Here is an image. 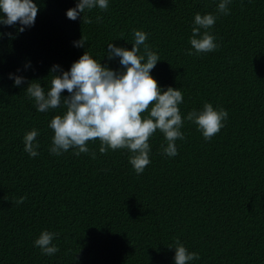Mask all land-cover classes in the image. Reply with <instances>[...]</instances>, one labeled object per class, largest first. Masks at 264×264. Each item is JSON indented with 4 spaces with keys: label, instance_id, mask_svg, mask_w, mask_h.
I'll return each mask as SVG.
<instances>
[{
    "label": "trees",
    "instance_id": "1",
    "mask_svg": "<svg viewBox=\"0 0 264 264\" xmlns=\"http://www.w3.org/2000/svg\"><path fill=\"white\" fill-rule=\"evenodd\" d=\"M33 2L34 26L19 33V25H0L11 34L0 37V264H174L177 239L199 255L190 264H264V0H231L228 15L217 13L221 0H108L107 11L75 21L66 12L77 0ZM196 13L217 15L210 33L218 50L187 55ZM134 29L149 34L160 57L150 75L161 94L182 92V117L211 103L228 112L225 126L205 141L185 120L175 157L163 154L157 130L140 175L127 149L101 154L99 140L88 142L89 154H50L48 125L65 110L38 112L27 82L47 92L52 66L68 71L85 51L122 71L118 57L107 59V44L131 50ZM81 36L84 47H74ZM9 74L26 83L13 87ZM33 128L36 157L23 144ZM45 230L58 234L51 257L34 246Z\"/></svg>",
    "mask_w": 264,
    "mask_h": 264
},
{
    "label": "clouds",
    "instance_id": "2",
    "mask_svg": "<svg viewBox=\"0 0 264 264\" xmlns=\"http://www.w3.org/2000/svg\"><path fill=\"white\" fill-rule=\"evenodd\" d=\"M231 0H221L217 5V13L229 14L228 5ZM108 0H77L75 8L67 10L66 17L75 21L81 14L99 8L107 11ZM39 8L33 0H0V25L20 27L16 31L22 33L26 28L34 26ZM83 23L91 24L92 19L82 17ZM217 15L196 13L187 55H200L218 50L216 37L210 33L215 25ZM102 17L97 16L96 22ZM10 36V33L0 32V37ZM149 34L142 30H133L134 43L131 50L107 44V59L119 58L122 71H114L106 64L101 65L92 55L85 51L74 62L68 71L59 65L50 69L52 77L50 87L45 91L38 81L27 82L26 93L34 99L36 110L47 113L63 108V115H55L48 127L53 130L50 154L61 155L69 149H75L74 155L89 154L88 142L100 141L99 152L106 154L109 150L127 149L131 155L129 163L134 172L140 175L151 163L149 138L159 130L165 138L166 147L163 154L167 157L178 155L177 140H184L181 131L184 121L197 126L205 141H210L225 126L228 112L214 109L211 103H205L202 110H192L186 116L181 115L178 105L183 103V94L169 87L161 94L157 81L150 75L160 60L159 55L146 43ZM86 38L74 42V47L83 48ZM141 47L143 53L141 54ZM25 65V68L29 67ZM19 71V70H17ZM13 87L26 83V78L9 74ZM67 92V96L61 95ZM151 106V108H150ZM150 108V111H148ZM148 112L147 116L142 114ZM40 132L33 128L23 138L24 151L30 157H36L40 145L36 138ZM93 159L95 152H91ZM26 197H20L16 204L24 203ZM57 233L42 231L34 241V246L41 250L42 255L54 256L59 248L53 243ZM174 264H190L200 259L195 252L188 249L177 239L174 247Z\"/></svg>",
    "mask_w": 264,
    "mask_h": 264
}]
</instances>
